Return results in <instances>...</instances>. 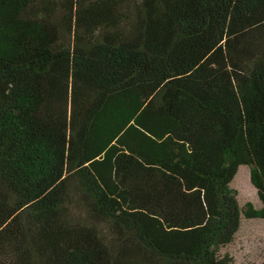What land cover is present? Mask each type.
<instances>
[{"label": "trees", "instance_id": "obj_1", "mask_svg": "<svg viewBox=\"0 0 264 264\" xmlns=\"http://www.w3.org/2000/svg\"><path fill=\"white\" fill-rule=\"evenodd\" d=\"M245 222L264 0H0V264H264Z\"/></svg>", "mask_w": 264, "mask_h": 264}, {"label": "rangeland", "instance_id": "obj_2", "mask_svg": "<svg viewBox=\"0 0 264 264\" xmlns=\"http://www.w3.org/2000/svg\"><path fill=\"white\" fill-rule=\"evenodd\" d=\"M239 236L243 238L242 245L246 248L244 251L247 253V258L261 255V251L264 250L263 224L253 226L245 222L239 231Z\"/></svg>", "mask_w": 264, "mask_h": 264}]
</instances>
